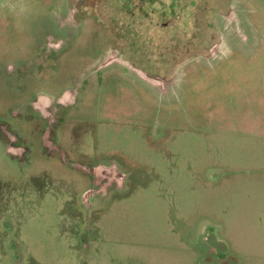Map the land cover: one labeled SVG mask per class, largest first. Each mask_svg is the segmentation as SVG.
<instances>
[{"label":"rangeland","instance_id":"obj_1","mask_svg":"<svg viewBox=\"0 0 264 264\" xmlns=\"http://www.w3.org/2000/svg\"><path fill=\"white\" fill-rule=\"evenodd\" d=\"M2 1L4 11L16 9L10 20L0 16V60L17 66L30 41L25 18L53 2ZM79 1L90 19L67 58L71 68L59 70L60 93L112 49L104 22H115L113 32L135 24L121 16L135 11L136 0ZM214 1L148 0L136 10L142 31L133 42L159 55L147 73L175 79L169 98L119 72L104 80L97 72L81 90L89 82L101 89L65 111L87 124L68 122V137L58 126L42 136V119L23 93L57 91L34 74L7 84L13 91L9 99L0 94V127L7 126L0 139H14L23 152L13 160L0 146V264H264V0H232L246 21L242 29L258 36L254 55L229 52L217 63L197 51L175 77L166 65L171 50L203 44L214 31L213 13L207 20L198 15ZM74 2L63 6L72 11ZM216 25L222 31L228 22L221 17ZM50 66L36 75L48 78L56 71ZM55 107L48 120L59 122ZM109 173L116 177L95 184Z\"/></svg>","mask_w":264,"mask_h":264},{"label":"flooded vegetation","instance_id":"obj_2","mask_svg":"<svg viewBox=\"0 0 264 264\" xmlns=\"http://www.w3.org/2000/svg\"><path fill=\"white\" fill-rule=\"evenodd\" d=\"M145 1L148 0H136L135 11L123 13L121 16V20L123 21L133 19L132 21H130V23L135 22L134 26L133 24L129 25L127 24V22H123L120 31L114 28L117 31L113 32L111 30L115 25V22L112 23L111 21H109L104 23L105 29L108 30V32H105V35L108 38L110 37L109 39L112 44V49L106 51L104 57H102L100 60H98L97 62L94 61L92 69L83 72V75L80 77H76V75H73L71 84H69L65 88L62 87V92L59 94L57 103L59 109L55 108L56 113H58L59 117L61 118V121L58 124L60 131L61 128L66 127L69 122L67 116L68 114H65L66 109L70 108L71 106H76L78 102L81 103V100H83L84 96H88L91 90L95 87L101 89V86H93V83L95 84V82H89L86 83L87 86L85 90H81L85 85L84 83L86 82L85 79H87V77L99 72V74L101 75L100 78L104 80L106 76H108L107 74L119 72V74H121V78L123 77L132 79L133 82H136L138 85H140V83H145L139 76L140 72H144L147 75L152 76L151 74L147 73L146 69H149L151 61H156L159 59L158 53H148V51L142 49V46L135 45V43L137 44L138 41V34L142 31L140 30V28L142 27H138V24L136 23L137 21L139 22V20H137L138 13L136 12V10H142V6ZM230 1L231 2L227 6V10L225 13H220L217 9H214L212 25L215 29H213L214 31H212V35L209 37V39H207V36L204 37L203 44L196 43L195 45V49L197 47L199 49L201 48L200 53L196 57L203 59V61L208 59V57L211 55V50L215 47V45L221 43L222 41V31L221 28L217 27L216 21L217 19H220L221 17L223 18L229 13V9L233 4V1ZM79 2V0H76V2L73 3L72 11H69L67 9L63 13L57 12V14H53L48 17L44 16L41 11L34 12L32 10V12L28 15V18H25V21H27V28H25L27 29L30 36V41L27 45L28 51H26L25 53H29V74H31V77H33L34 74L36 76L34 77V79L41 80L45 83L46 81L60 82L59 78H61V72L59 70H61L62 68L64 72H67L68 67L71 68V66L69 65H72L74 63H71L67 58L74 53L73 50L75 49L76 44L83 34V30L81 29V27H84V21L86 19H90L83 16L84 12H80ZM129 15H134V17L129 18ZM167 22H164L162 24L161 30L165 31L166 35H168L169 32L168 30H166ZM203 29H206V27H203ZM190 39L191 37L187 40L190 41ZM185 46L188 45L186 44ZM189 46H191V44ZM180 49L186 50L188 49V47L183 46ZM176 51V49L171 50V53L168 57V63L166 64L169 69L168 71L174 73L173 77L176 76V68L187 66L192 62L194 63L196 59V57H194V59L189 58L187 60L176 63ZM116 59H119L120 63H118ZM49 64H51L50 71H56L52 72L50 76H48V78H41L36 75L37 69L46 68ZM202 70L206 72V70L210 71L212 69L204 67V69L202 68ZM141 87L145 89L143 86ZM145 87L148 91H150L149 88L151 87H149L147 84ZM61 95L63 96L60 98ZM50 101V99H40L39 103L46 102V104H50ZM75 120L76 122L73 125L74 127H82L83 125L87 124H83V122L78 121V119ZM0 129L5 131V126L1 127ZM92 132L93 131H90L89 133L91 134ZM6 135L9 136L8 134ZM7 139L9 140V138ZM18 152L22 153L23 150H18ZM78 156H81V158L86 157V155L84 154ZM69 157L71 156L69 155ZM77 162L80 163V161Z\"/></svg>","mask_w":264,"mask_h":264},{"label":"crops","instance_id":"obj_3","mask_svg":"<svg viewBox=\"0 0 264 264\" xmlns=\"http://www.w3.org/2000/svg\"><path fill=\"white\" fill-rule=\"evenodd\" d=\"M31 4H43L40 3V0H30ZM43 2V1H42ZM51 2H53L50 6H48L46 3H44V9L41 11L44 16H50L53 14H57V12L63 13L67 10V8L65 9V7L63 6L65 0H51ZM1 5H3V1L0 0V10L3 11V14H0V16L5 17L6 19L10 20L12 19L11 17H9V14L11 13V11L13 12L14 9H16L15 7H13L12 9L9 8L8 11H4L1 7ZM47 5V6H46ZM48 9V11H47ZM34 11V10H33ZM37 11V10H36ZM23 33H26L29 35L27 29L25 28V31H23ZM4 50L0 49V53L3 52ZM229 52L225 53L223 55V57H225L226 55H228ZM235 53V52H233ZM24 57H22V60L19 61L22 64L19 65H15V61L13 59L7 60V61H2L0 60V94H3L5 96L6 99H9L10 95H12V91L10 86H7V84L13 83L14 85L17 84V81L20 80L19 78H21V80H31V74H29L30 71V56L29 53H24L23 54ZM28 68V70L26 71V69ZM23 76V77H22ZM51 85L50 87L52 88V90L55 92L57 91V94H48L42 91V89H40L39 91H37L36 89L34 90H30L31 92H29L28 94L25 92L23 93V96L26 95V97H23L25 99H23V101H25V103L27 104V106H30V108H32L33 110H35L36 112V116L37 118H39L41 121V126L43 127H38V132H40L43 136V132H46L48 128H50V130L52 129V127H57L59 122L58 120L54 119V120H48V116L52 115L50 112L51 107L56 106V104L58 103V97L60 94V90L61 88H56L57 87V82H48L47 85ZM1 85H5L3 87H1ZM186 86V85H185ZM17 90H19V88L15 89V91L17 92ZM27 90V89H26ZM52 95V96H51ZM63 95L60 96V98ZM40 99H50V104H46V102L44 103H39ZM24 103V105H25ZM58 106V105H57ZM9 110L13 109L14 105L13 104H8L6 106ZM5 108V107H4ZM56 108V107H55ZM20 115V114H19ZM68 119H69V125H74L76 120H74V116L71 115H67ZM76 117V116H75ZM76 119V118H75ZM51 121V124H49ZM52 125V126H51ZM1 128V127H0ZM7 129V126H5V131ZM72 130V127H71ZM70 131V129H69ZM68 130H64V127L61 128V133L64 137H68V134L71 132H69ZM69 132V133H68ZM41 136V137H42ZM20 138V137H18ZM11 141L8 140V143H4L1 139H0V146L2 147V150L4 152V154L6 156H8L9 158H12L13 160H15L16 158H20L22 155V153H19L16 147L17 145H13L15 140L14 139H10ZM43 141V139H42Z\"/></svg>","mask_w":264,"mask_h":264},{"label":"water","instance_id":"obj_4","mask_svg":"<svg viewBox=\"0 0 264 264\" xmlns=\"http://www.w3.org/2000/svg\"><path fill=\"white\" fill-rule=\"evenodd\" d=\"M238 18V19H237ZM240 17H237V11H236V7L235 4L231 5V11L230 13H228L226 16L223 17L224 20H226L228 22V26L226 27V29L222 30V41L221 43L215 45V47L211 50V55L208 57V60H211L212 62H219L220 58L223 57V55L227 52H235L239 55H242L246 58L250 57L251 55H254L255 50H256V44H257V39L256 37L257 34H253L251 31V33L249 31H245L242 29V24L246 25V21L245 19H239ZM230 24V25H229ZM225 30H227L226 32L229 34H227L225 32ZM254 36V37H253ZM116 61L118 63H120L119 59H116ZM139 76L143 79L144 82L148 83L149 85H151L154 89L155 92L157 93V95L161 98V97H165V98H169L171 97V95H173L175 92V86H176V82L175 79L171 80V81H166L165 79L158 77V76H149L144 72H140ZM174 88V91L171 93L169 92L171 89ZM163 97V98H164ZM48 137H50L49 134H47ZM46 135V136H47ZM54 146V147H53ZM52 150H55L56 152L60 151L58 150V148L52 144L50 147ZM63 161L66 163H69L68 158L64 157ZM75 167V165H74ZM80 168V167H78ZM114 170L113 167H111V170ZM102 170V169H100ZM104 170H102L101 172H103ZM110 172V170H105L103 173H107ZM102 173V174H103ZM110 175H99V181L98 183H95L96 185L99 184L102 180H113V178L116 177V175H111V173H109Z\"/></svg>","mask_w":264,"mask_h":264},{"label":"trees","instance_id":"obj_5","mask_svg":"<svg viewBox=\"0 0 264 264\" xmlns=\"http://www.w3.org/2000/svg\"><path fill=\"white\" fill-rule=\"evenodd\" d=\"M200 1H205V4H207V0H200ZM229 3H230V0H215L214 1L215 5H211V6L202 5V6H200V8L198 10L199 11L198 15L200 14L201 18H203L204 20H207L208 16L213 13V11L216 8V6L220 7V8H225L226 6L229 5ZM225 9H227V8H225ZM209 13H211V14H209ZM163 15H165V13ZM205 30H207V29H205ZM206 33H207V39H209V35L210 36L212 35V31H210V33L209 32H206ZM174 41H177L176 38H174ZM197 51H201V48L199 49L197 47L195 49V45L194 44H191V46H189L188 49H186V50L178 49L176 51V56H175L176 63L191 58L192 56H194L195 52H197ZM202 52H203V50H202Z\"/></svg>","mask_w":264,"mask_h":264},{"label":"bare ground","instance_id":"obj_6","mask_svg":"<svg viewBox=\"0 0 264 264\" xmlns=\"http://www.w3.org/2000/svg\"><path fill=\"white\" fill-rule=\"evenodd\" d=\"M149 90H150V88H149ZM150 92H151V93H153V91H152V90H150ZM153 94H154V93H153Z\"/></svg>","mask_w":264,"mask_h":264}]
</instances>
